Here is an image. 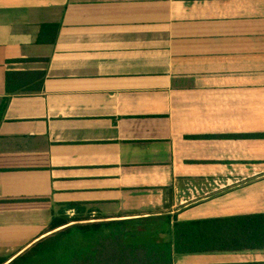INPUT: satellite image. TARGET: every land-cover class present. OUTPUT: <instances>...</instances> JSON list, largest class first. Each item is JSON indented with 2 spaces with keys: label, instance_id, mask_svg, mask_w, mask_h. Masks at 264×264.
I'll return each instance as SVG.
<instances>
[{
  "label": "crops",
  "instance_id": "1",
  "mask_svg": "<svg viewBox=\"0 0 264 264\" xmlns=\"http://www.w3.org/2000/svg\"><path fill=\"white\" fill-rule=\"evenodd\" d=\"M7 98L0 259L54 216L264 214V0H0ZM174 264H264V251Z\"/></svg>",
  "mask_w": 264,
  "mask_h": 264
},
{
  "label": "trees",
  "instance_id": "2",
  "mask_svg": "<svg viewBox=\"0 0 264 264\" xmlns=\"http://www.w3.org/2000/svg\"><path fill=\"white\" fill-rule=\"evenodd\" d=\"M7 85L12 94L9 78ZM8 104L9 98L0 106V122ZM90 220L54 216L48 236L0 264H174L178 256L264 251V214L191 222L171 215Z\"/></svg>",
  "mask_w": 264,
  "mask_h": 264
}]
</instances>
